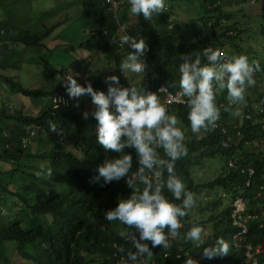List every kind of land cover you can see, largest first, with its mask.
<instances>
[{
    "label": "trees",
    "instance_id": "trees-1",
    "mask_svg": "<svg viewBox=\"0 0 264 264\" xmlns=\"http://www.w3.org/2000/svg\"><path fill=\"white\" fill-rule=\"evenodd\" d=\"M165 1L172 8L178 2L191 5L196 0ZM197 1L199 11L190 19L187 27V30H191L190 35L180 29L170 31L173 23L162 14L159 15L162 22L157 23L158 26L152 20H144L142 15L137 16L139 28L148 37L146 41L149 50L145 60L149 69L152 67L148 78L154 89L168 84L173 92L180 90L178 69L183 62L182 55L200 52L202 63H206L207 58L203 56V49L208 47L220 49L226 42L233 43L238 37L233 27H229L230 23L225 26L221 25V20L228 17L224 12V0ZM19 2V0H0V15L5 18L0 20V44H4L5 47L6 42L14 45L20 43L27 47L42 45V41L51 35L53 28L45 27L44 30L35 31L32 35L31 30L22 29L25 27L24 24V26H16L13 22L15 21L13 14ZM111 2L108 0H83L81 2L83 18L89 28V37L81 43V47L89 52H99L109 63L114 62L119 70L121 85L128 87L130 84L127 82L125 73H121L119 65L125 57V54L120 52L121 47L125 45L126 49L131 51L127 44H121L120 39L125 34L131 35L130 30L126 32L122 30V26H126L127 14L124 13L129 11L130 4L128 0H125L122 5L119 3L115 15ZM115 2H121V0H115ZM262 17L264 19V1ZM158 30H164V32L157 34ZM176 31L180 32L176 33ZM229 33L231 35H228ZM261 33L264 36V29ZM238 49L239 54L244 55L245 53L249 56L248 51H240L241 47ZM192 58L195 59V56ZM156 59L158 63L153 66ZM256 59V57H249V61ZM260 66V75L263 76L261 81L264 82V65L260 64ZM0 69H7L2 61H0ZM0 79L4 80L14 92H19L27 98L49 97L57 93L68 95L62 83L54 90L27 89L21 83L15 82L12 77L0 74ZM93 80L90 82L95 90L107 92L108 85L101 76ZM174 81L177 84L175 88L171 87V82ZM77 82L82 86H87L88 83L78 80ZM245 92L248 93L243 107L245 111H250L255 97L248 90ZM226 98L227 89L217 92L216 102ZM256 99L264 106V92L256 94ZM85 111L91 113L94 108L76 110L73 106L69 110L58 111L50 107L41 116L32 117L24 115L23 111L10 114L5 106H0V144L3 145L0 161L2 165L7 164L8 167V169L0 168V188L5 193L1 199L10 207L15 204L19 205L20 209L27 211L29 216H42L43 218L42 221H31L28 228H24L19 222L20 217H16L10 224L0 219V264H16L8 254V243L10 242L16 243L18 256L24 262L32 264H116L118 258L113 257L116 251L113 248L114 243L125 249L124 253L119 251L121 255L127 256V251L135 250L131 243L124 241L118 235V232L126 226L119 221L109 222L104 218L107 210L117 206L118 198L128 196L131 189L123 182V179L108 184H104L103 180L98 183L90 182L91 178L97 174L94 169L106 158L117 154L111 151L105 152L103 147L96 143L95 126L97 122L91 115L88 119H84ZM188 111L187 105H172L168 108L169 114L177 116L180 122L178 127L185 132L184 143L188 148V156L176 162V172L195 196L207 189L213 190L219 187L223 193L231 195V198H227L228 206L220 214L212 215L199 224L191 220L190 211L189 215L182 220L181 235L170 242L171 248L167 250L161 247L153 248V256L145 257L144 260L148 264H183L185 252L191 251L193 258L198 260L199 264H238L244 258V249L234 246V234L238 228L232 224V203L237 196H244L251 210L256 206L261 214L264 212V206L261 207L264 200L257 197V191L263 183L260 180V174L264 158L262 155L256 157L253 152L244 149L246 142L259 144L264 138V130L258 123L249 121L240 123L236 113H230L229 108H223L220 110L219 128L208 131L202 129L194 134L187 119ZM5 120L13 121L14 126L6 124ZM50 123L57 125L55 134V131L50 128ZM28 125H41L47 129L51 135L52 148L50 151L44 154H31L29 147H23L21 139L27 135ZM71 127L73 134L65 138L66 129ZM221 128L228 129L229 136L231 135L234 139L232 151L222 146L227 136ZM237 131H240L242 138L237 136ZM64 141H67L72 149L66 151L67 144ZM126 151L133 155L132 171H135L137 167L135 151L131 149ZM25 154L27 155L25 158L30 161H47L52 175L42 178V185L32 182L28 188L15 187V189V185L10 186L15 184L14 174L29 175L30 179L36 176L35 173L28 172L27 167L21 163L20 158ZM230 157L241 158L240 164L252 165L258 169V175L251 187L246 185V174L237 169H227L226 163H224L222 173L213 181L195 183L192 173L194 169L203 166L208 159H221L226 162ZM166 175L165 173V178ZM113 190H116V196ZM164 191L171 200V193L167 189ZM223 201V199L216 200L214 205H222ZM175 202L179 203V201ZM193 223L206 227V235L203 236L205 242L199 247L184 239V233ZM220 237L229 243V254L213 259L204 258L202 254L204 247L213 245ZM247 242L255 247H262L264 251V220L262 223H252ZM178 256L181 259L178 260ZM263 256L264 253L258 255L260 261H263Z\"/></svg>",
    "mask_w": 264,
    "mask_h": 264
},
{
    "label": "clouds",
    "instance_id": "clouds-1",
    "mask_svg": "<svg viewBox=\"0 0 264 264\" xmlns=\"http://www.w3.org/2000/svg\"><path fill=\"white\" fill-rule=\"evenodd\" d=\"M114 2L115 0L111 4L116 15L119 3L122 5L125 0L115 2L116 4ZM128 3L130 4V13L137 16L142 15L146 21H151L154 15H160L166 10L165 0H128ZM227 24H229L228 19L221 20V25L225 26ZM122 30L126 32L125 26H122ZM120 39L121 44H127L131 50L120 62L119 69L121 73L140 74L147 71V76H149V65L143 59L149 50L146 40L143 37L138 39L136 36L129 34L123 35ZM8 43L10 42H6V44ZM10 44L11 49L15 50V47H18L20 43ZM42 45L40 44V46ZM226 47L223 45L220 49H213L212 47L203 49V56L207 58L206 63H202L200 52L181 56L183 62L178 69L180 74L178 86L180 90L177 89L175 92L179 91L177 95L186 98L184 102L189 109L187 119L194 134L199 133L202 129L208 131L219 128L221 124L219 121L220 110H223V108H229L230 113H236L239 116L240 123L243 121L258 123L261 129L264 130V106L262 102L257 101L254 92L257 88L256 83L263 79V76L260 75V62L258 60L250 62L248 56L239 54L236 49L231 50ZM19 54L21 55V53ZM193 56H195V59L192 58ZM9 66L14 68V64L9 63L7 67ZM0 74L4 75L3 72ZM58 74L62 77L59 78ZM54 79L58 83H56V87L62 83L68 94L57 93L44 97L48 98L50 107L54 110H69L77 102L74 103V99L81 96L84 99L85 95L91 97L94 111L91 113L85 111L83 118L88 119L91 115L96 120V143L102 146L105 152L111 151L117 155L106 158L103 163L99 164L94 169L97 174L91 178L90 182L98 183L103 180L104 184H108L113 181L125 180L126 185L131 189V193L125 198H118L117 206L107 210L104 218L109 222L119 221L126 226L118 232V235L124 241L131 243L135 250L127 251V260L124 264H145L144 258L153 256V248L161 247L165 250L171 248L169 237L175 238L181 235L182 220L189 215L196 203L195 194L187 188L176 172V162L188 156V148L184 143L185 132L181 127H178L180 122L177 116L169 114L166 105L161 102L160 93L166 94L168 102H172L173 94L169 91V85L159 86L158 94L155 91L159 87L154 89L148 77L144 88H139L131 83L130 86L125 87L121 85L119 76L109 75L105 79V83L108 85V90L105 93L104 91L95 90L91 82H88L87 86H82L70 71H58L55 73ZM176 86L175 81L171 82V87L175 88ZM223 89H227V98L216 102L217 92ZM246 90L255 97V102L252 104L250 111H245L243 107L248 93L245 92ZM58 95L69 98L71 101L70 107L55 108L52 98ZM5 107L10 114H16L18 111L10 104H6ZM75 107H79V105L77 104ZM50 128L52 131H57V125L54 123H50ZM31 130H38L37 134L42 135V132L47 129L41 125H28L27 135L21 139L24 148L29 147L34 141L37 142L35 138L38 135L31 137ZM221 130L227 136L223 140V148L232 151L234 139L231 135L229 136L228 129L221 128ZM72 134L73 128L70 132V135ZM237 136L242 138L240 131H237ZM24 139H26V142H24ZM263 141L264 138L261 139V142ZM64 143L67 144V141H64ZM225 144H228V146ZM255 144L261 145L260 142L259 144L246 142L244 149L248 148L250 150L252 149L251 146ZM127 149L135 151V163L137 165L135 171H132L133 155L131 152L126 151ZM239 160L241 158L230 157L225 162L226 168L237 169V171L246 174V185L251 187L258 175V169L252 165L244 166L239 163ZM230 161H233V167L228 165ZM0 163L2 164L1 161ZM250 170L254 171L252 177H250ZM165 173L167 174L166 178ZM36 175L39 176L40 173L38 172ZM48 175H52L51 171L48 172ZM249 180L251 181L250 184H248ZM260 180L263 183L257 191V197L264 200V165L261 169ZM165 189L171 193V200L165 195ZM4 194V191L0 188V201H4L1 199ZM223 195L229 194L224 193ZM175 201H179V203ZM263 206L264 204L261 203V207ZM12 208H18L21 214L22 209L19 205L9 206V211ZM0 210L1 214L7 211L1 205ZM12 210L15 211L16 209ZM262 214L263 221L264 212ZM262 221L259 223H262ZM204 235H206L204 228L193 223L184 233V239L195 243L199 247L205 242ZM248 235L249 233L246 240L242 242V247L234 245L235 248L244 249V258L246 252L244 246L252 245L257 248L247 242ZM113 248L116 250L113 254L114 258L126 256L119 253V251L121 253L125 252L123 247H119L118 244L114 243ZM202 254L207 259L227 256L229 254V243L223 237H220L213 245L204 247ZM177 259L179 260L181 257L178 256ZM260 263H264V259ZM183 264H199V261L193 258L191 251H188L184 254Z\"/></svg>",
    "mask_w": 264,
    "mask_h": 264
},
{
    "label": "rangeland",
    "instance_id": "rangeland-1",
    "mask_svg": "<svg viewBox=\"0 0 264 264\" xmlns=\"http://www.w3.org/2000/svg\"><path fill=\"white\" fill-rule=\"evenodd\" d=\"M264 0H224V12L228 15L229 27L233 29L238 34L236 40L231 42H226L225 46L227 49H236L241 47L240 51H248L249 56L244 53V55L250 57H256L260 64L264 65V36L261 32L264 29V20L262 19V4ZM166 2V1H165ZM68 3V4H65ZM57 6V8H56ZM199 11L198 1H194L191 5L178 2L174 4L171 8L170 4L166 2V10L161 13L162 16H167L173 26L170 27V31L174 29H180L187 35L191 34V30H187L189 26L190 19L194 16L196 12ZM47 12L48 14H43ZM126 26L125 30L131 31V36H136L138 39L143 37L145 40L148 38L146 33H143L141 28L138 26V17L133 15L130 11L125 12ZM14 24L16 26H24L23 30H31L33 35L35 31L43 30L45 27L53 28L51 35L42 41V46L31 48L18 44L17 50L11 49V44L5 45L0 44V61L7 68L0 69V73L6 77H12L15 82H19L23 87L27 89H49L54 90L56 88L57 81L55 78V73L58 71L66 70L70 71L78 81L90 82L93 79L101 76L104 80L109 75H117L120 78L119 70L114 62L109 63L106 58L97 52L90 53L81 47V43L88 39L89 28L86 26L85 20L82 14V4L81 0H20V2L15 6L14 12ZM169 15L171 17H169ZM41 18V19H40ZM5 19L0 15V20ZM128 20V21H127ZM162 18L159 15H154L152 21L161 23ZM165 20V19H164ZM25 22V23H24ZM24 24V25H23ZM34 25V26H33ZM158 26V25H157ZM235 27V28H234ZM164 32V30H158L159 33ZM180 32V31H176ZM147 42V41H146ZM50 50V51H49ZM15 51V52H14ZM120 52L125 54L129 53L126 46L121 47ZM239 52V51H238ZM15 55H17L15 57ZM148 51L143 59H146ZM4 58V59H3ZM160 59V58H158ZM252 60H250L251 62ZM9 63L14 64V68L7 67ZM158 63L157 59L153 63V66ZM48 64V65H47ZM47 65V66H46ZM152 67L149 69L151 72ZM50 77H49V76ZM128 84L137 85L139 88H144V84L147 79V71L145 73L135 74L131 72L125 73ZM0 106H5L6 104L12 105L16 110L23 111L27 116L39 117L46 110L49 109L50 103L48 98L39 97L36 99L24 97L19 92H14L11 87L0 80ZM58 84V83H57ZM139 84V85H138ZM140 85H143V87ZM257 88L254 92L258 95L264 92V82L256 83ZM74 99L76 110H83L85 108L94 106L91 103V97L85 96ZM85 107V108H84ZM16 113V112H15ZM4 123V121H3ZM6 124L14 126V122L10 120H5ZM11 130V129H10ZM66 136L70 135L72 129H66ZM8 133V132H7ZM56 131L54 132V134ZM46 131L42 132V135H38L35 140L29 146V152L31 154H44L46 151H50L52 148L51 136ZM261 145L255 144L250 150L245 148L247 151H253L256 157L261 155L264 157V141L260 142ZM31 147V148H30ZM72 149L70 145L65 146V150L68 151ZM3 152V145L0 144V154ZM78 153V152H77ZM258 154V155H256ZM25 154L20 158L21 163L24 164L28 172L30 173H40L39 176H35L33 179L29 178V175L14 174V181L16 188H28L31 186L32 182L40 183L42 178L47 177L49 172V164L47 161L35 160L30 161L26 159ZM224 160H208L205 164L197 168L193 173V179L195 183H208L217 178L224 168ZM7 164H1V169H8ZM27 171V170H26ZM39 177V179H38ZM125 183V180L123 179ZM185 185H187L185 183ZM15 190V189H14ZM114 196H116V190L112 191ZM131 193V192H130ZM129 193V194H130ZM128 194V195H129ZM223 191L219 187L210 190L207 189L196 195L195 206L191 209V220H195L198 224L208 219L210 216L215 214H220V212L228 206L226 201L229 195H223ZM13 198V197H10ZM223 199V204H215L216 200ZM256 201V205H257ZM0 205L3 206L7 211L1 214L5 222L12 223L16 217H20L19 222H21L24 228L30 226V222L42 221V216L32 217L27 214V211L20 210L18 208L13 211L10 209L8 203L0 201ZM200 208L201 210H199ZM19 212V213H18ZM204 228L206 233V227L200 225ZM210 229V226H208ZM16 243H8V254L13 259L16 264H32L24 262L17 253ZM145 264H148L145 261Z\"/></svg>",
    "mask_w": 264,
    "mask_h": 264
},
{
    "label": "built area",
    "instance_id": "built-area-1",
    "mask_svg": "<svg viewBox=\"0 0 264 264\" xmlns=\"http://www.w3.org/2000/svg\"><path fill=\"white\" fill-rule=\"evenodd\" d=\"M111 2V0H108ZM114 4H116L114 2ZM224 53V52H223ZM59 78L62 77V75H57ZM161 87V86H160ZM160 87L155 91L159 94L158 90ZM169 91L173 94L172 102H168V97L164 93H160L161 102L164 103L168 108L172 105H186L184 100L186 98L180 97L177 95L179 91L172 92L170 89ZM52 102L54 104L55 108H68L71 105V101L69 98L58 95L52 98ZM39 130V128H38ZM38 130H31L30 135L31 137H35ZM24 142H26V139H24ZM228 146V144H225ZM230 167L234 166L233 161H230L228 164ZM254 174L253 170H250V177H252ZM250 180L248 181V184H250ZM232 224L233 226L238 228V231L234 234V245L242 247V242L246 240V236L249 233V229L252 225V223L255 222H261L262 221V215L258 208L255 207L253 210H251L248 206L247 199L244 196H237L233 199L232 203ZM169 241L171 242L172 239H175L173 237H169ZM246 248L245 252V258L240 262V264H261L258 255L264 253L263 249L261 247L254 248L252 245H246L244 246ZM264 257V256H263ZM127 260V256H119L118 263L117 264H124V262ZM264 264V263H262Z\"/></svg>",
    "mask_w": 264,
    "mask_h": 264
},
{
    "label": "crops",
    "instance_id": "crops-1",
    "mask_svg": "<svg viewBox=\"0 0 264 264\" xmlns=\"http://www.w3.org/2000/svg\"><path fill=\"white\" fill-rule=\"evenodd\" d=\"M66 4V3H65ZM56 8H57V6H56ZM16 49H17V52H18V48L17 47H15ZM19 53V52H18ZM16 57V56H15ZM72 129V128H71Z\"/></svg>",
    "mask_w": 264,
    "mask_h": 264
}]
</instances>
